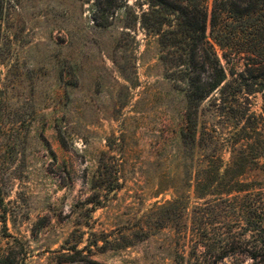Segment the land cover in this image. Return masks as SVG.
I'll return each instance as SVG.
<instances>
[{
  "label": "rangeland",
  "instance_id": "1",
  "mask_svg": "<svg viewBox=\"0 0 264 264\" xmlns=\"http://www.w3.org/2000/svg\"><path fill=\"white\" fill-rule=\"evenodd\" d=\"M103 1L0 0V264H177L211 219L195 191L211 142L228 162L243 112L262 113L264 87L225 107L215 92L193 150L175 47L140 1Z\"/></svg>",
  "mask_w": 264,
  "mask_h": 264
},
{
  "label": "trees",
  "instance_id": "2",
  "mask_svg": "<svg viewBox=\"0 0 264 264\" xmlns=\"http://www.w3.org/2000/svg\"><path fill=\"white\" fill-rule=\"evenodd\" d=\"M116 1L106 0L111 7ZM137 1L142 27L163 46L175 47L172 69L187 107L179 138L196 150L205 141L198 121L208 98L217 92L225 107L230 95L237 104L240 96L263 92L264 0H213L212 7L209 0ZM105 4L95 2L99 10ZM235 57L244 60V69L230 73L222 61L228 65ZM242 119L228 162L221 149L229 144L218 148L211 142L213 156L195 184L198 199L211 198L206 204L211 219L195 226L191 237L188 231L181 236L191 252L179 255L177 264H264V106L258 115L244 111Z\"/></svg>",
  "mask_w": 264,
  "mask_h": 264
}]
</instances>
